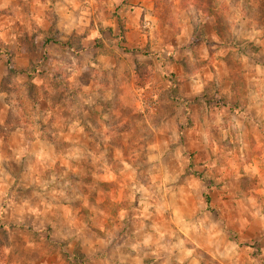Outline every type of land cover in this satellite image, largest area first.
<instances>
[{
    "label": "rangeland",
    "instance_id": "rangeland-1",
    "mask_svg": "<svg viewBox=\"0 0 264 264\" xmlns=\"http://www.w3.org/2000/svg\"><path fill=\"white\" fill-rule=\"evenodd\" d=\"M181 3L0 0V212L49 206L113 264H264V0H224L227 66L201 62L198 95L165 49Z\"/></svg>",
    "mask_w": 264,
    "mask_h": 264
},
{
    "label": "crops",
    "instance_id": "crops-1",
    "mask_svg": "<svg viewBox=\"0 0 264 264\" xmlns=\"http://www.w3.org/2000/svg\"><path fill=\"white\" fill-rule=\"evenodd\" d=\"M181 4L180 22H178L180 33L176 34L175 38L172 36L173 43L170 46L167 43L165 49L169 51L171 47L170 50L175 55L173 54L174 59L170 62L175 64L176 60L177 75L183 83L189 80L192 91L198 95L199 84L206 83L205 77H200V63L204 62L207 67L227 66L224 57L231 49L229 45L232 36L231 19L228 14L229 4L226 7L224 0L210 3L208 0H182ZM220 20H222L221 24ZM169 26L170 24L166 23L165 27ZM129 28L133 32L139 31V42L146 43L147 35L140 32L138 25L135 24L133 28ZM164 31L168 34L167 30ZM221 35L228 36V40L223 39ZM260 65L262 66L256 64V67L262 68L263 62ZM187 67L191 69L187 70ZM213 79L218 82L215 76L206 78L207 82ZM255 80L263 83L264 76H256ZM258 104H264V96L258 99ZM262 126L264 127L263 123ZM5 203L4 213L0 212V220L4 223V228L23 227L27 229L31 227L33 232L28 235L17 232L15 236L9 234L0 238V264H113L112 261L97 254L98 247L94 248L95 258L84 253L85 243L80 237L72 239L64 235L62 231H59L60 234L57 232L58 236L50 234L51 226L56 231L59 228L57 225L59 222L54 221L48 226L51 219H45L44 216L49 206L46 209L30 207L25 200L13 203L11 199ZM26 213L31 215L28 223L24 220ZM43 227L46 231H43ZM85 229L91 231L89 227ZM75 246L80 248V251L74 254ZM31 255L37 258L35 257L34 260Z\"/></svg>",
    "mask_w": 264,
    "mask_h": 264
},
{
    "label": "trees",
    "instance_id": "trees-1",
    "mask_svg": "<svg viewBox=\"0 0 264 264\" xmlns=\"http://www.w3.org/2000/svg\"><path fill=\"white\" fill-rule=\"evenodd\" d=\"M208 2L210 3L211 1L208 0ZM220 24L222 22V20L219 21ZM221 37L225 40H228V36H222ZM148 68L146 66H142L141 64L137 63L135 65V68H134V81L136 82L137 79H140L141 77H143V79H147V77L149 76V70H147ZM11 72H13V70L11 69L10 70ZM18 73H23V72H18ZM28 75H31V74H28Z\"/></svg>",
    "mask_w": 264,
    "mask_h": 264
}]
</instances>
